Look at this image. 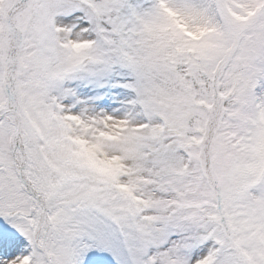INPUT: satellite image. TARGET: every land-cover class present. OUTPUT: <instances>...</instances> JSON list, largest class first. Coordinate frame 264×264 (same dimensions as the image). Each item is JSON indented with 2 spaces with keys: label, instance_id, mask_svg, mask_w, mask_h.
I'll return each instance as SVG.
<instances>
[{
  "label": "snow or ice",
  "instance_id": "1",
  "mask_svg": "<svg viewBox=\"0 0 264 264\" xmlns=\"http://www.w3.org/2000/svg\"><path fill=\"white\" fill-rule=\"evenodd\" d=\"M0 264H264V0H0Z\"/></svg>",
  "mask_w": 264,
  "mask_h": 264
}]
</instances>
